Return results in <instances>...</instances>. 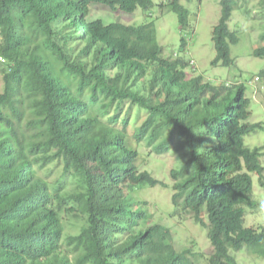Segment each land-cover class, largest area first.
<instances>
[{"label":"trees","instance_id":"obj_1","mask_svg":"<svg viewBox=\"0 0 264 264\" xmlns=\"http://www.w3.org/2000/svg\"><path fill=\"white\" fill-rule=\"evenodd\" d=\"M219 3L211 64L228 67L229 45L238 42L228 22L239 4ZM94 5L130 15L153 3L0 0V264H193L191 251L176 252L170 229L151 224L148 204L133 196L159 182L139 171L130 140L164 154L174 138L188 159L172 171L173 216L180 211L207 230V264H237L244 248L264 258V228L243 220L245 208L258 206L251 174L264 189L262 154L244 144L261 127L246 123L243 89L188 79L190 62L163 57L152 22L105 23L91 15ZM168 6L187 28L179 0ZM252 55L263 58L264 47ZM123 104L147 115L130 140L127 119L115 127ZM58 166L52 185L47 173ZM39 167L48 168L45 177ZM63 217L81 221L80 231L64 237Z\"/></svg>","mask_w":264,"mask_h":264},{"label":"rangeland","instance_id":"obj_2","mask_svg":"<svg viewBox=\"0 0 264 264\" xmlns=\"http://www.w3.org/2000/svg\"><path fill=\"white\" fill-rule=\"evenodd\" d=\"M153 6L147 12L138 8L133 14L126 15L120 11L111 12L104 6H91L93 17H99L109 22H120L126 25L139 26L152 22L156 30V40L162 49V55L167 59H182L190 62L186 70L188 79L200 76L204 83L215 87H239L243 89V98L248 101L249 118L246 123L259 124L260 129L244 137L245 147L250 150L259 149L264 167V57H254L252 52L264 47L261 35L264 34V10L259 9L261 0H238V7L232 13L228 28L236 34L238 42L229 45L232 63L228 67L212 66L215 58V49L212 41V32L220 18V0H179V3L188 12V26L182 29L176 14L168 3L170 0H151ZM181 39L186 43L181 48ZM184 50V51H183ZM262 73V74H261ZM148 77L145 78L147 80ZM143 80V82H146ZM233 91V89H232ZM2 81L0 77V94ZM116 115V114H109ZM119 122L116 128L122 129L123 120L128 121L126 132L129 140L136 128L140 127L146 119V113L138 112L135 107L123 104L117 111ZM182 142L174 138L170 141L169 150L164 154H157L144 142L136 144L130 140V146L139 154L137 166L140 172H147L155 178L159 185L154 188L136 190L133 196L138 201L146 202L152 222L168 227L173 234V248L180 253L190 250L193 254L190 260L193 264H207L213 248L208 239L207 230L197 224L195 220L179 211L180 215L173 216L175 208L171 203L174 194L172 171H179L188 159L186 149ZM42 162H38L40 166ZM36 166V167H37ZM36 168L40 177L47 174L49 182L53 185L62 172L60 166ZM46 174V175H45ZM251 199L258 204L256 210L245 208L244 227L253 230L264 228V189L260 187L258 176L251 174ZM65 188L72 192L73 183L70 179L64 181ZM125 193L127 190L125 189ZM205 219V218H203ZM206 221V220H205ZM63 233L65 236L77 234L82 222L69 217H63ZM122 236H119V240ZM237 264H264V258L246 255L242 251L236 254Z\"/></svg>","mask_w":264,"mask_h":264},{"label":"clouds","instance_id":"obj_3","mask_svg":"<svg viewBox=\"0 0 264 264\" xmlns=\"http://www.w3.org/2000/svg\"><path fill=\"white\" fill-rule=\"evenodd\" d=\"M205 131H206V130H205ZM207 135H208L209 138H211L212 133L208 132ZM262 208H264V205H262ZM242 251L246 252V255H249V254L247 253V251H246L245 248L242 249L241 251L237 252L236 254H238V253H240V252H242ZM236 254H235V257H236ZM250 256H252V255H250Z\"/></svg>","mask_w":264,"mask_h":264}]
</instances>
